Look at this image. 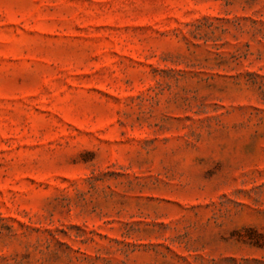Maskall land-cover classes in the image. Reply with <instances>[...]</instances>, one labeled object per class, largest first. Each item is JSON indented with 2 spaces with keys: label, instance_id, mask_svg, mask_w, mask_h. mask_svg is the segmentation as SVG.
<instances>
[{
  "label": "rangeland",
  "instance_id": "obj_1",
  "mask_svg": "<svg viewBox=\"0 0 264 264\" xmlns=\"http://www.w3.org/2000/svg\"><path fill=\"white\" fill-rule=\"evenodd\" d=\"M0 264H264V0H0Z\"/></svg>",
  "mask_w": 264,
  "mask_h": 264
}]
</instances>
